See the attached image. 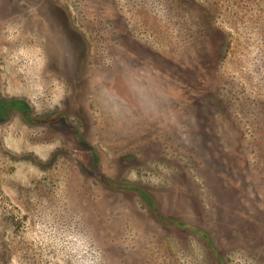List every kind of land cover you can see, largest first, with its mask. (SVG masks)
<instances>
[{
  "label": "rangeland",
  "instance_id": "obj_1",
  "mask_svg": "<svg viewBox=\"0 0 264 264\" xmlns=\"http://www.w3.org/2000/svg\"><path fill=\"white\" fill-rule=\"evenodd\" d=\"M0 264H264V0H0Z\"/></svg>",
  "mask_w": 264,
  "mask_h": 264
}]
</instances>
